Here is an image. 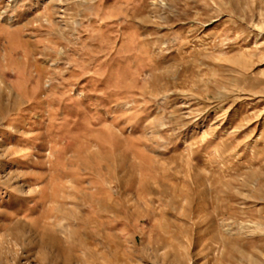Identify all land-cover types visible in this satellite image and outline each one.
<instances>
[{"label":"rangeland","instance_id":"374dc122","mask_svg":"<svg viewBox=\"0 0 264 264\" xmlns=\"http://www.w3.org/2000/svg\"><path fill=\"white\" fill-rule=\"evenodd\" d=\"M25 21L0 264H264V0H0Z\"/></svg>","mask_w":264,"mask_h":264},{"label":"bare ground","instance_id":"6f19581e","mask_svg":"<svg viewBox=\"0 0 264 264\" xmlns=\"http://www.w3.org/2000/svg\"><path fill=\"white\" fill-rule=\"evenodd\" d=\"M40 26L41 25H37L36 27H34L33 25H31L30 21H25L24 23H19L14 29H11L10 32L4 31V29L0 26V45L2 40L3 42L6 43L5 48H7V50L4 51L5 52L4 57L8 59L9 61L8 64H12L11 60L13 61L12 59L13 54H21V58L23 60L25 59L26 64H29V62L33 63V61L30 60L29 58L30 50L26 48L28 41L24 39V36L26 35L24 32L26 30H32L34 32H38L41 29Z\"/></svg>","mask_w":264,"mask_h":264}]
</instances>
